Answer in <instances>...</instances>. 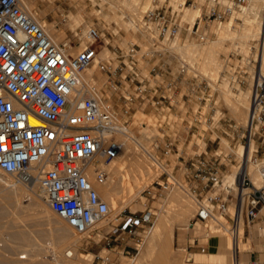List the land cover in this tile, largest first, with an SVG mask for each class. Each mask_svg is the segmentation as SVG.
Instances as JSON below:
<instances>
[{
  "label": "built area",
  "instance_id": "obj_1",
  "mask_svg": "<svg viewBox=\"0 0 264 264\" xmlns=\"http://www.w3.org/2000/svg\"><path fill=\"white\" fill-rule=\"evenodd\" d=\"M202 2L209 6L208 10L199 13L189 28L179 19L186 2L175 6L166 1L160 5L154 0L155 6L146 11L144 19L154 27V32L148 36L155 46L146 55L160 59L151 68L152 78L148 79L141 77L137 44H132L127 51L116 48L112 51L113 56L109 53V59L97 61L104 49L99 45L104 39L99 27L88 28L86 46L74 53L72 47L77 45L70 39L55 42L44 26L22 8L19 0H0V170L26 184L38 180L47 204L77 233L88 235L102 230L101 240L106 248L117 243L123 251L134 249L132 262L145 236L152 231L157 214L148 205L140 211L126 207L112 213L90 180L86 172L90 165L94 166L96 181L103 183L106 180L108 171L102 160L109 162L120 154L124 143L118 137L128 134L130 126L128 120L97 92L86 90L84 93L87 87L82 73L96 61L102 71L112 75L119 72L120 78L113 89L122 94L124 115L132 111V104L137 100L147 101L160 110L174 109L180 102L176 97L181 92L179 87L174 85L173 93L166 94L165 88L156 83L157 76L170 73L169 67L162 62L163 51L156 47L159 40L175 37L183 29L199 41L205 40V30L212 22L230 18L235 10L248 5L249 0ZM196 6L200 10V0L191 8ZM144 56L142 53L141 57ZM115 60L119 64L113 68ZM255 62L260 64L258 60ZM186 72V66L180 67V75L176 77L178 83ZM191 82L189 93L198 97L200 104V83L196 78ZM73 95L80 96L75 107L80 121H87V125H76L68 120L66 108ZM190 96L184 93L181 99L186 101ZM34 119L41 123L35 124ZM199 126L200 108L190 128ZM233 128L247 150L246 156L237 157V161L233 157L237 155L235 152L218 150L210 156L200 153L187 159L178 156L180 162L173 168L169 163L158 161L159 175L152 187L143 192L155 198L181 187L197 207L192 223L228 218L234 232L243 213L250 225L264 207V74L260 69L255 72L248 121L245 126ZM175 137H178L177 133ZM178 140L169 139L164 150L166 155L178 151ZM233 161H237L241 169L231 182H226ZM249 165H254L261 185L254 183ZM178 171L187 185L177 175ZM231 204L233 211H230ZM100 222L105 225L97 227ZM200 248L206 251L207 247L202 245ZM103 259L110 261L109 256ZM250 264H264V258L254 255Z\"/></svg>",
  "mask_w": 264,
  "mask_h": 264
},
{
  "label": "rangeland",
  "instance_id": "obj_2",
  "mask_svg": "<svg viewBox=\"0 0 264 264\" xmlns=\"http://www.w3.org/2000/svg\"><path fill=\"white\" fill-rule=\"evenodd\" d=\"M23 1L28 7L31 8V10L34 12V14H36L37 17L42 18L49 25H57L58 27L56 29L64 31L66 39H70L75 45H77L73 47L75 49H78L76 51H73L74 53L79 52L86 46V33L90 26H97L104 33V39L99 42L100 48H102L103 46L104 49L100 53L97 61L101 59H107L109 53L110 56H113L112 51H114V49L116 48L127 51L132 44H137L138 48L140 49L139 66L141 67L142 71L141 77L148 79L152 78L151 68L157 62H159L160 59H154L151 54L148 56L146 55V52L150 51L152 48H155V46H153V43L148 36L154 32V27H152V25L145 21L144 14L148 9L155 6L154 0H148V3L143 8L140 17L131 18V21H133V23L128 25V27H130L131 29H129L126 25V23L130 21V17L128 15L129 11L126 9L127 7L124 4H121L119 6L116 0ZM165 1L166 3H171L175 6L179 2H186V5L182 10L183 12L179 16V19L181 22H184L185 27L187 28L190 27L199 13L201 14L203 11L208 10L209 7L204 4L202 0H200V10L198 9V6L191 8L194 3H199V0H157L160 5ZM83 10L86 11L84 23L81 24L77 29H73V27L69 25V17L73 13L76 14L79 11ZM239 10H236L231 18L223 20V22L221 23H212L209 28L205 30L207 34V38L205 40L199 41L198 39L192 37L188 33V31H185L183 29L177 36L167 39L161 38L157 43V49L162 50L164 53L162 62H164L165 65L169 67L170 73H164L163 75L157 76L156 83H160L165 88L166 94L173 93L174 85L179 87V91L181 90V92L176 95L177 99L180 102L174 109L170 110L168 108H164L160 110L155 108L154 105L148 103L147 101L137 100L134 104H132V111L128 115H124V103L121 97L122 94L119 90L113 89V85H116L117 80L120 78L119 72L112 75L109 72L102 71L98 67L96 61V63H94L83 73L84 75L90 70L93 71V77L90 82L92 86L89 84L87 88L90 91L92 90L93 92H97L99 96H101L104 100H107L116 109L120 116L128 120L130 126L128 129L136 131V139H138L143 145H141L138 140L134 141L135 143H138L136 144L138 145L137 148L141 149L145 155H152L151 157H153L152 164L154 173H156L155 171L160 170V163H169L171 168H173L175 164H179L180 160H178V156H182L185 159L199 153L202 155L210 156L217 150L218 152L223 151L224 153L235 152L237 155H234L233 157L237 161V157L242 156L240 152L245 148L243 147L242 142H240L233 126H245L246 122L238 119V117L231 112L223 96L224 93H229L230 97L240 100L242 106L247 107L249 115L248 109L250 108L249 106L251 89L255 79V72L260 69V64L257 65L255 62V60L258 59L256 51L253 48V46L258 43V38L257 36H252V38L248 37L252 45L249 49V46H247L246 43L248 38H246L244 35L242 36V34H245L246 28L252 25L250 24V22L248 23V17L246 15L240 14L238 12ZM108 13L113 14V16L109 17L107 15ZM116 13H118L117 19ZM263 17L264 10H262L260 18L263 19ZM137 22H140L141 24H136ZM228 24L232 25L236 31V33L233 35L235 37V40L233 39L234 37L222 39L220 43L222 49L220 54L218 55V60L222 63V67L220 68L219 72L216 73V78H214V82H212L211 80H209V78H205L200 74V72H197L194 69L195 67H198V65L195 63V57L193 56V53L196 47L197 49L199 48L200 56L198 58V64L200 65V67H202L208 47L210 46L212 41L218 38L217 29H224ZM255 25L256 24H253L254 28ZM255 31L256 28L254 29V33ZM236 35L238 36L236 37ZM240 35L242 36V39ZM63 41L64 39L60 42ZM83 43L84 46L82 48H78ZM188 43H192V45ZM102 53L103 55H101ZM142 53L145 54L143 58L141 57ZM173 54H178V59L175 58ZM188 61H190L189 64H191L192 68L191 66L187 67L188 72H186V74L182 76L183 79H181L178 83L176 79V77L180 75L178 73V70H180L178 68V65H184ZM118 64V60L113 61V68L118 66ZM195 78L197 82L200 83V104L197 100L198 97L196 98L195 95L189 93L192 84L191 80H194ZM127 87H129L128 84ZM129 90L131 92L133 91L130 87ZM184 93L191 95L189 97V100L183 101L181 99V95ZM241 94L243 95L240 96ZM199 108L200 134L196 133L194 135H191L192 132H189L190 125L192 123L194 115L199 111ZM230 125L233 126L231 127ZM176 133H183V135L181 136L180 134H178V137H175ZM175 138L179 139V151H174L172 154L166 155L164 150L166 149V145L169 139L174 140ZM123 160L124 157L122 156L121 158H119V162H117V165L123 164ZM237 161L232 162L233 166H230L231 172L235 169V167L238 166ZM111 175L112 173L108 172V179L105 184H112ZM177 175L185 183L184 176H181L180 171L177 172ZM1 177L2 181H6L4 176ZM157 177L158 176H155L154 180H156ZM150 186L152 187V184L148 187ZM174 192L172 194H174ZM168 195L169 194H166V192H164L161 196L151 198L145 191L142 192L140 196H138L126 207L127 210L140 211L144 210L147 207L146 205H148L149 208L155 210L158 217V208L166 201ZM120 199L123 200V203H126L129 200V197L126 193L122 192L120 193ZM170 199H172V197H170ZM171 202L172 200H169L166 207L173 206V203L175 204V202ZM25 203L27 204V201H25ZM5 208L7 210L9 207ZM10 209L13 211L15 209V205L13 204ZM233 209L234 206L233 204H231L230 211H233ZM120 210H123V208L115 207L114 209H112V213L118 212ZM25 211L26 209H21V211L19 212H21V214H25ZM194 217L195 215L190 218L191 223L194 222ZM243 218L242 232L244 231V233H242V237L244 238L242 243L244 247L242 248L241 253L247 256L249 262L252 260V257L254 255L259 257L260 259H263L264 231H262V226L264 224V209L260 216H258V218L255 219L250 225H247L245 214ZM227 219L222 218L220 220H217L218 222L220 221L219 225L218 222H214V220H211V222L209 220L207 223L198 221L195 223L197 224L196 233L193 235L191 232L187 231L184 239L182 238L183 231H181L180 229H176L175 236L172 241V248L174 250H177L182 246H186L189 253H196L198 255V260L201 263L220 264V262L218 261V256L211 252V239L208 237L226 234L225 229L219 227L212 228V226H214V224L216 226H221L222 221L224 223H226L227 221L228 226L231 227L232 221L230 219ZM6 221L7 217L5 216L1 219L0 226H3ZM22 223L23 228H25L26 225V227L33 230V232H38V227L35 225L34 220H27L26 222L23 221ZM103 225H105V222L99 223L97 227H102ZM187 227L189 228L190 226L188 225L186 226V228ZM43 228L45 229L44 232L47 233L50 229V225L46 223ZM110 229L111 228L109 227L108 230ZM215 229H220L221 231H217ZM223 230L225 232H223ZM252 231L254 232V237L251 236ZM44 232H41L36 236L38 241L37 244L27 246L22 245L19 247L20 249L14 252L18 253V256L20 255V257H22L23 255L25 256L28 254L26 250L43 245L47 250H44V252L42 253V257L49 260L51 259L53 261L57 258V261H59V249H56L58 247H56V244L52 242L51 237H45L48 235H43ZM101 232L102 230H98L95 233L93 232L88 235L80 234L81 238L78 242L77 247L78 254L82 255L83 257H90L89 259H92L91 264L138 263V255L134 258L133 262L131 261L135 255V251L133 248H127L123 251V247L117 246V243H113L112 246L106 248L103 239L101 240ZM8 234L9 233L7 232H5L3 235L0 234V248L6 245L7 240H10L11 235ZM228 238L231 239L230 236H228ZM128 240L130 242H133V239L131 238H128ZM10 241V244L12 243L14 246H17L15 245V243L18 244V240L12 238ZM202 245H205L207 247L206 251L201 250L200 247ZM53 249L57 251H54ZM15 255L17 256V254ZM157 255L158 252L156 251L150 252L146 256L144 264H150V262L154 260ZM106 256L110 257V261H104L103 258ZM249 262L248 264H250ZM223 264L232 263L224 262Z\"/></svg>",
  "mask_w": 264,
  "mask_h": 264
},
{
  "label": "bare ground",
  "instance_id": "obj_3",
  "mask_svg": "<svg viewBox=\"0 0 264 264\" xmlns=\"http://www.w3.org/2000/svg\"><path fill=\"white\" fill-rule=\"evenodd\" d=\"M19 1H20L22 8L24 10H26L28 13H30L36 20H38L44 26L47 33L54 39L55 42L62 43L60 41H62L63 39H64L63 42L68 41L65 37L64 31H60V29H56L58 27L57 25H55V24L49 25L45 21L39 20V17H37L36 14H34V12L31 10V8L28 7L23 0H19ZM237 10H239V9H237ZM262 10H264V0H249L248 5L240 8V10L238 12L240 14L246 15L249 19L248 23L250 22V24L252 25V26H249L246 28V32H245V34H242V36L244 35L246 38H248V37L252 38V36H257V38H258V43L255 46H253V48L256 51L257 59L260 62V72L262 74H264V36H263L264 35V17H263V19L260 18L261 14H262ZM85 15H86L85 10L79 11L76 14L73 13L69 17V25H71L73 27V29H77L81 24L84 23ZM231 16H230V18H231ZM66 19H67V17H66ZM131 22H133V21H131ZM214 22L221 23L223 21H214ZM214 22H212V23H214ZM138 23L141 24L140 22H137L136 24H138ZM253 24H256L255 25V28H256L255 33H254L255 28H254ZM235 33H236L235 29L230 24H228L226 26V28H224V29H217L218 38L216 40L212 41L210 46L208 47L203 66L202 67L198 66V67H195L194 69L197 72H200V74L203 75L205 78L207 77V79L209 78V80L214 82V78H216V73H218L220 68L222 67V63L218 60V55L220 54L221 49H222L220 43H221L222 39L230 38V37L233 38L234 37L233 35ZM237 36L238 35H236V37ZM242 36H241V39H242ZM86 37H87V35H86ZM249 38L247 39V41L246 40H244V41H246L247 46H249L248 48L250 49L251 48L250 46H252V45L250 43ZM65 39H66V41H65ZM233 39L235 40V37ZM83 46H84V43L81 46H79L78 48H82ZM237 49H238V47H237ZM76 50H78V49H75V48L72 49V51H76ZM248 52H250V51H248ZM101 55H103V53ZM189 67H190V65H189ZM191 68H192V66H191ZM87 69H85L83 71V73ZM83 73H82V80H83L84 86L87 87V86H89V84L92 80L93 71L90 70L87 73H85L84 75H83ZM217 77H218V75H217ZM86 90L90 91L88 88H86L84 93H86ZM84 93L82 95H84ZM251 93H252V89H251ZM242 95L243 94H241L240 96H242ZM79 97L80 96H78V95L72 96L70 103H69L68 107L66 108V113L68 116V120L70 122H72L76 125H87L88 124L87 121H85V120L80 121L79 113L77 112L76 107H75V102L77 101V99ZM223 97H224L225 101L227 102L231 112L234 115H236L238 117V119L245 121L247 123V121H248L247 107L242 106L240 100H237L235 98L230 97L229 93L228 94L224 93ZM33 121L35 124L41 123L37 119H34ZM127 133L128 134H126V135H122V136L118 137V140L120 142L124 143V147L121 150L120 154L116 158L112 159L109 162H104L102 160V163H103L104 167L106 168V170L108 172L112 173V175H111L112 184L111 185L105 184L107 179H108V176L103 183H99L98 181H96L93 165H90L86 171L90 180L93 182L95 188L100 193L101 197L105 201H108L107 203H108L111 211L115 207H118V208L121 207L124 209V207L128 206L133 200H135L138 196H140V194L149 185H151L153 183L155 176H158L159 172H160V170H158L159 172L155 171L157 174L154 173V168H153V164H152V160H153L152 158L153 157H151L152 155L151 154L145 155L141 149L137 148L138 145H136V144H138V143H135V141H134V140H138V139H136V137H137L135 134L136 131H132L130 129H127ZM138 142L141 145H143L139 140H138ZM252 147H255V146L252 145ZM240 153H241V155L244 154V156H246L247 150L246 149L241 150ZM122 156L124 157V160H123L124 163L121 162L123 164L117 165V162H119L118 161L119 158H121ZM240 169L241 168H239L238 166L235 167V169L232 171V175H231L232 178H235V176L239 173ZM248 170L252 176L254 183L257 186L261 185L260 176H259L258 172L256 171L254 165H249ZM1 176H4L6 181H2ZM181 189H184V188L176 187L172 190L166 191V194H170L171 192L173 193L175 190L174 194H172L173 196H171L172 199H170V200H172V202H176V201L179 202L180 198L182 196L184 197V195L182 193L183 191ZM122 192L126 193L129 197V200L126 203H123V200L120 199V193H122ZM186 198H188V197L186 196ZM184 199L185 198H183V200ZM25 201H27V204L25 203ZM184 203H187L185 213H187L189 216L193 215V213H195L197 211L196 204L193 203V200L191 201L190 199H188L187 202H184ZM13 204L15 205V209L12 211L10 209V207ZM173 205H175V204L173 203ZM166 206H167V203H166ZM5 207H9V208L6 210ZM171 207L172 206L165 207L166 211H169ZM21 209L22 210L26 209L25 214H21V212H19V211H21ZM263 209H264V207L260 210L258 216H260V213ZM168 213H171V212H168ZM162 214H163V212H162ZM164 214H167V213L165 212ZM169 215H171V214H169ZM5 216L7 217V221L3 226H0V234L3 235L5 232L9 233L11 235L10 240L12 238L18 240V242H17L18 244L15 243V245H17V246H14L12 243L10 244V242H11L10 240L6 241V245H4L2 248H0V264H91L92 259H89L90 257L89 258L83 257L82 255H79L77 252L78 242L80 241V238H81L80 236L82 234L80 235L76 231L72 230L73 228L71 226H69L63 218H61L56 212H54L50 208V206L46 202L45 194L42 191L38 180L34 181L32 183L26 184V183L20 181L14 175L4 173L2 170H0V221ZM162 216H164L163 220L166 221L165 215H162ZM160 217H161V215H160ZM168 217H167V220L172 218V217H169V218ZM222 218L223 217L219 218V220ZM242 218H243V214H241V219L239 221L237 229L234 232L232 231L231 227L226 225V223H224L223 221L221 222L222 223L221 226H216L214 223H212V224H214V226H212V228L219 227V228L225 229L226 233L231 237V239L233 241V245H234V247H233L234 251L236 252V254L238 253V256H239V261L236 264H245L242 261L243 254L241 255L242 248L244 247L243 243L241 242V238H243L242 233H244V231L242 232ZM27 220H34L35 221V225L38 227L37 228L38 232H33V230H31L30 228H27L26 225H25V228L22 227V225H23L22 222L23 221L26 222ZM41 220H43V221H41ZM163 220L161 219V221H163ZM172 220L174 222H177V224H178L179 220L175 221V218ZM184 221L186 222V220H184ZM180 222H181V220H180ZM210 222H211V220H210ZM46 223L50 225V229L48 230L47 233L44 232L45 229L43 228ZM166 223L168 225L169 222L166 221ZM219 224H220V221L218 222V225ZM215 230L218 231L220 229H215ZM262 231H264V228L262 229ZM41 232L42 233L44 232L43 235H48L45 237H51L52 242H54V244H56V247H58L56 249L57 250L59 249V251H58L59 255H60L59 261H57L56 257H54V258H56V260H54V261H57V262H54L51 259L49 260V259L42 257L43 256L42 253L46 249V247H44L43 245H41L40 247H33L29 250H26V252L28 254L25 256L23 255L22 257H20V255L18 256V253L14 252V251L20 249L19 247L22 245L27 246V245L37 244L38 241H37L36 236L39 235V233H41ZM223 232H225V231L223 230ZM213 233H214V231H213ZM163 234H164V232H163ZM218 234H219V232H218ZM206 236H207V234H206ZM12 241H14V240H12ZM57 250H54V251H57ZM182 252L185 253L184 250ZM15 254H17V256ZM55 254H58V253H55ZM177 255L179 256V254H177ZM177 255H175V256H177ZM54 256H56V255H54ZM24 258H25V260H24ZM177 259H180V257ZM182 259H183V257H182ZM235 261H237V260H235ZM137 262H138L137 264H140L139 261H137ZM184 262L186 263V261H184Z\"/></svg>",
  "mask_w": 264,
  "mask_h": 264
},
{
  "label": "crops",
  "instance_id": "obj_4",
  "mask_svg": "<svg viewBox=\"0 0 264 264\" xmlns=\"http://www.w3.org/2000/svg\"><path fill=\"white\" fill-rule=\"evenodd\" d=\"M116 1H117V4L119 6L121 4H124L127 7L126 9L129 11L128 15L130 17V21L126 23L127 27H128L129 24L133 23V22H131V18H138V17L141 16L143 8L148 3V0H116ZM107 15L109 17L113 16V14H111V13H108ZM116 16H117L116 17V19H117L118 18V13H116ZM39 19L43 20L40 17H39ZM43 21H45V20H43ZM128 28L131 29L130 27H128ZM188 44L192 45V43H188ZM173 56L175 58H177V59L179 57L178 54H173ZM193 56L195 57V63L198 66H200L198 64V58L200 56L199 55V48L198 49H197V47L195 48ZM189 63H190V61H188L186 64H184V66H186V67H189V65L191 66V64H189ZM182 66H183V64L182 65H178V68L180 69V67H182ZM189 132H192L191 135H194L193 132H196L197 134H200V126H199V128L198 127L190 128ZM178 134H180L181 136L183 135V133H178ZM176 146H177L178 151H179V140H178V142H176ZM231 175H232V172L226 175V182H231L234 179V178H232ZM181 190L183 191L182 193H183L184 197L182 196L180 198L179 202L178 201L175 202V205H173L174 207L172 206L171 209L169 210V212H171V213H168V211H166L165 207H166V203L168 204V201L170 200L172 192L169 194L170 196L168 195V198L166 199V201L163 204H161L160 207L158 208V212L159 213H158V217H157V219L155 221L154 228L152 229L150 234L145 236V241H144L143 245H141L142 248L140 247V250H141L139 252L140 256L138 254V257H137L138 261L140 262V264H144L146 256L150 252H155V251L158 252V255H157V257L154 260H152L150 262V264H179V263L180 264H186V263L187 264H208V263H201L198 260V257H197L198 255L196 253H189L187 251L186 246H182V247H180L177 250H174L172 248V241L174 239L175 230L176 229H180L181 231H183L182 232V238L184 239L185 238V234L187 233V231L191 232L194 235L196 233V228H197L196 227L197 224H194V223L190 222V218L193 217L194 215H196L197 211L195 213H193V215H191V216H189L187 213H185V210H186V207H187V203H184V202H187L188 199H190L191 201L193 199L190 197V195L188 194V192L185 189H181ZM186 196L188 198H186ZM183 198H185V199L183 200ZM193 203L195 204L194 201H193ZM162 212H163V215H165L166 221L169 222L168 225H167L166 221L163 220L164 216H162ZM165 212L167 214H164ZM262 212H263V210L261 211V213ZM169 214H171V215H169ZM160 215H161V217H160ZM166 216L167 217L169 216V217H172V218L167 220ZM173 217L175 218V221L179 220L178 224H177V222H174L172 220V219H174ZM161 219L163 221H161ZM180 220H181V222H180ZM184 220H186L187 223ZM188 225L190 227L188 229L185 228ZM226 225H228L227 221H226ZM263 228H264V224L262 226V229ZM163 232H164V234H163ZM228 236L229 235L226 233V234H222V235H218V236L208 237V238L211 239V241H210L211 252L214 253L216 256H218V261L220 262V264H223L224 262L236 264L239 261L238 253L236 254V252L234 251V248H233L234 247L233 241H232V239H229ZM244 236H245V234H244ZM251 236L254 237V232L253 231L251 232ZM243 238H241V242H243ZM183 250H184V252L186 254L182 252ZM177 254H179V256ZM175 255H177V256H175ZM241 255H242V253H241ZM181 256L183 257V259H182ZM179 257H180V259H177ZM235 260H237V261H235ZM184 261H186V263ZM242 261L245 264H248V262H249L248 259H247V256L244 255V254L242 256Z\"/></svg>",
  "mask_w": 264,
  "mask_h": 264
}]
</instances>
